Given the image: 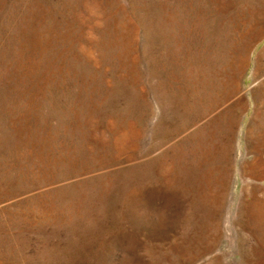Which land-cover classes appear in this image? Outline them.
Masks as SVG:
<instances>
[{"label": "rangeland", "instance_id": "1", "mask_svg": "<svg viewBox=\"0 0 264 264\" xmlns=\"http://www.w3.org/2000/svg\"><path fill=\"white\" fill-rule=\"evenodd\" d=\"M0 264H264V0H0Z\"/></svg>", "mask_w": 264, "mask_h": 264}, {"label": "bare ground", "instance_id": "2", "mask_svg": "<svg viewBox=\"0 0 264 264\" xmlns=\"http://www.w3.org/2000/svg\"><path fill=\"white\" fill-rule=\"evenodd\" d=\"M257 71V68L255 69V72ZM254 125H255V123H254Z\"/></svg>", "mask_w": 264, "mask_h": 264}]
</instances>
